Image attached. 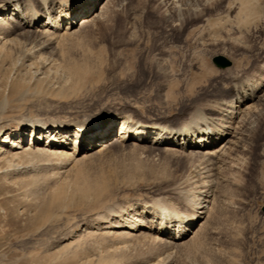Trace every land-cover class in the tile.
I'll use <instances>...</instances> for the list:
<instances>
[{"label": "rangeland", "instance_id": "obj_1", "mask_svg": "<svg viewBox=\"0 0 264 264\" xmlns=\"http://www.w3.org/2000/svg\"><path fill=\"white\" fill-rule=\"evenodd\" d=\"M230 1L108 0L104 17L48 40L1 28L0 138L20 133L24 120L110 127L111 141L120 119L169 129L196 112L212 117L231 100L234 79L264 74V0ZM17 2L37 8L36 0ZM215 56L231 65L217 67ZM260 95L240 147L206 161L154 140L117 142L65 165L0 152V264H264ZM200 190L210 203L177 246L134 215L152 204L188 214L185 199ZM133 216L149 228L130 237L108 229Z\"/></svg>", "mask_w": 264, "mask_h": 264}, {"label": "bare ground", "instance_id": "obj_2", "mask_svg": "<svg viewBox=\"0 0 264 264\" xmlns=\"http://www.w3.org/2000/svg\"><path fill=\"white\" fill-rule=\"evenodd\" d=\"M5 1L3 2L5 4H0V30L5 28V26H13L26 33H33V35L37 33L43 39L61 32L70 35L74 34L82 26L104 17L108 11L107 3H109L108 0H36V9L33 6L23 9L21 2L18 3L17 0ZM231 5L230 3L229 6L232 8L233 5ZM3 34L8 35V33ZM11 41V43H14L12 38ZM0 43V48L2 46L6 47L4 45L7 44V41L5 43V41L1 40ZM1 53L2 51L0 50ZM260 75L258 79L247 75L234 79L230 85L231 89L229 88L231 100L227 99L228 101L223 103L219 102L220 104L218 103L219 105L215 106H218L217 109H214L215 113L210 118L205 117L206 115L203 113L198 114L196 112L197 116L194 114L196 118L193 116L194 119L192 118L193 120H190L185 127L166 129L163 126H153L138 121L128 120V122L125 118L126 120H118L114 130V132L116 131V137L111 139V141L110 139L105 141V138L113 133V129L110 127L106 128V131L102 129L104 132H96L97 129L95 127L97 124H70L66 127H63L64 124L40 126L39 121L24 120V127L21 128L22 131L20 133L16 131L15 133L2 134L1 143L11 144L10 147L0 146V152H2L1 154L7 152L13 157L20 155L29 156V154L47 156L48 158L53 157L57 160H62V165H65L82 160V158L99 152L117 142L131 141L134 144H141L154 140V143L159 145L164 144L168 147H180L182 149L189 148L193 154L202 158L205 157V161L206 158H217L226 154L231 146H234V148L240 147L242 126L245 124L247 116L258 108V98L264 92V74ZM27 128L30 132V144L24 142V132ZM1 132L2 130L0 129ZM17 134H19L18 139L15 137ZM13 148L21 151H13ZM217 166L219 167V165ZM185 200L191 209L188 214L174 211L169 213L166 210V206L159 204L160 207L156 208V205L153 207L154 204H152V206H142L134 215L139 216V218H145L151 223L152 227H155V224L159 225L158 234L166 235L168 243L177 246L186 241L194 225L202 218L200 215L205 214V209L207 210L206 207L210 203L208 191L205 190H200L197 196L195 195L193 198H186ZM137 217L134 218L133 216L132 222L128 223L127 220L123 225H117L110 221L108 229H111L112 233L130 237L139 229L149 228Z\"/></svg>", "mask_w": 264, "mask_h": 264}, {"label": "water", "instance_id": "obj_3", "mask_svg": "<svg viewBox=\"0 0 264 264\" xmlns=\"http://www.w3.org/2000/svg\"><path fill=\"white\" fill-rule=\"evenodd\" d=\"M213 63L219 68H226L231 65V61L223 56H215ZM262 211L264 212V205L262 206Z\"/></svg>", "mask_w": 264, "mask_h": 264}]
</instances>
